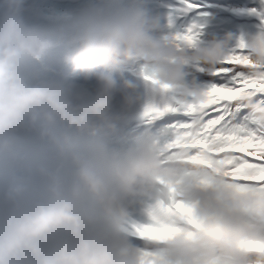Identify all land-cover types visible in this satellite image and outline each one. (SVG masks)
Wrapping results in <instances>:
<instances>
[{"label": "clouds", "instance_id": "obj_1", "mask_svg": "<svg viewBox=\"0 0 264 264\" xmlns=\"http://www.w3.org/2000/svg\"><path fill=\"white\" fill-rule=\"evenodd\" d=\"M25 13V0H0V264H264V186L233 182L227 156L170 153L148 133L108 142L148 107L204 105L241 43L240 67L264 82V25L189 42L145 0ZM235 101L264 135L256 91ZM172 198L187 210L149 216Z\"/></svg>", "mask_w": 264, "mask_h": 264}, {"label": "snow or ice", "instance_id": "obj_2", "mask_svg": "<svg viewBox=\"0 0 264 264\" xmlns=\"http://www.w3.org/2000/svg\"><path fill=\"white\" fill-rule=\"evenodd\" d=\"M249 12L258 17L259 25H264V0H260L259 7ZM198 31V26L192 24L183 32H178L177 38L191 42L197 38ZM248 63L241 43L206 85L208 100L204 105L186 112L174 107H148L144 116L148 121L161 117L164 118L163 123L175 121L170 134L162 140L170 153L181 148L189 153L211 150L213 160L228 157L226 170L233 182L245 186H264V135L250 123L243 106L235 101L241 92L252 89L264 103V82L251 80L246 69L240 67ZM175 112L181 115H167ZM258 147L261 149L259 153ZM186 210L187 206L183 202L172 198L166 208L157 205L149 209L148 214L154 220L161 221L166 214ZM148 231L153 232L155 229L149 228ZM138 234L144 236L146 233L141 231Z\"/></svg>", "mask_w": 264, "mask_h": 264}, {"label": "bare ground", "instance_id": "obj_3", "mask_svg": "<svg viewBox=\"0 0 264 264\" xmlns=\"http://www.w3.org/2000/svg\"><path fill=\"white\" fill-rule=\"evenodd\" d=\"M150 11L160 13L162 16L171 17V31L183 32L190 25L198 26L200 40H207L213 35H222L226 31L234 34H241L246 31L255 30L260 20L250 9L258 8L260 0H145ZM189 6L184 11L185 6ZM77 7H46L48 15L70 14ZM131 72L132 69H129ZM207 81V77H200ZM167 115L178 116L179 112L168 113ZM163 117L159 119L139 120L132 115L116 133L109 138V144L113 147L126 146L133 137L148 133L161 140L165 139L171 132V125L175 121L163 123ZM133 223H143L144 217L139 212L132 214Z\"/></svg>", "mask_w": 264, "mask_h": 264}]
</instances>
